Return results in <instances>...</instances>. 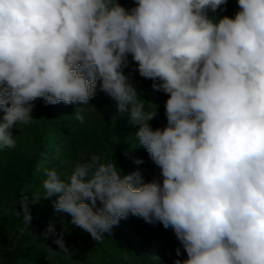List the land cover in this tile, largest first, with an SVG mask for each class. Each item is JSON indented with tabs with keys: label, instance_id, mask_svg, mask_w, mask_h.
I'll list each match as a JSON object with an SVG mask.
<instances>
[{
	"label": "clouds",
	"instance_id": "obj_1",
	"mask_svg": "<svg viewBox=\"0 0 264 264\" xmlns=\"http://www.w3.org/2000/svg\"><path fill=\"white\" fill-rule=\"evenodd\" d=\"M227 2L136 0L129 12L117 0H0V149L16 146L11 129L33 121L35 101L87 104L99 80L160 169L162 183L143 182L93 155L67 180L45 170L55 211L94 240L131 215L174 230L188 257L174 264H264V0L208 17ZM127 54L169 94L163 129L124 73ZM16 216L29 227L26 196Z\"/></svg>",
	"mask_w": 264,
	"mask_h": 264
},
{
	"label": "trees",
	"instance_id": "obj_2",
	"mask_svg": "<svg viewBox=\"0 0 264 264\" xmlns=\"http://www.w3.org/2000/svg\"><path fill=\"white\" fill-rule=\"evenodd\" d=\"M117 2L129 12L137 6L136 0ZM221 8L208 10V17L218 22L224 16L234 18L240 11L238 0H228ZM127 59L129 66L124 73L136 88L138 99L144 102L145 111H157L150 126L163 129L169 94L154 91L153 81L139 75L131 54ZM99 85L98 80L96 95L87 104L45 105L38 99L31 113L33 121L11 129L16 146L0 149V264H174L176 259L188 258L170 226L149 224L130 215L96 241L72 224L70 214L55 211L59 194L45 196L46 169L55 168L67 180L76 164L89 162L93 155L103 163H115L121 177L139 172L143 182L155 178L162 183L159 167L139 145L136 133L140 126L131 122L130 113L120 112L117 101ZM78 108L84 109L83 123L76 119ZM137 160L143 163L137 164ZM25 196L33 217L28 228L22 217L16 216ZM49 226L53 232H48ZM61 236L65 249L54 243Z\"/></svg>",
	"mask_w": 264,
	"mask_h": 264
}]
</instances>
